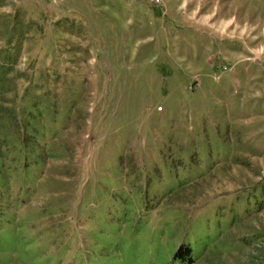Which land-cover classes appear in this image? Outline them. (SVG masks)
Masks as SVG:
<instances>
[{"label": "rangeland", "instance_id": "1", "mask_svg": "<svg viewBox=\"0 0 264 264\" xmlns=\"http://www.w3.org/2000/svg\"><path fill=\"white\" fill-rule=\"evenodd\" d=\"M0 264H264V0H0Z\"/></svg>", "mask_w": 264, "mask_h": 264}, {"label": "trees", "instance_id": "2", "mask_svg": "<svg viewBox=\"0 0 264 264\" xmlns=\"http://www.w3.org/2000/svg\"><path fill=\"white\" fill-rule=\"evenodd\" d=\"M184 249H186L185 251H183ZM191 249L189 248V247H183V248H181L179 251H178V253H177V257H181L182 255H184V254H186V255H188V257H189V261H190V263H192L193 262V260L191 259Z\"/></svg>", "mask_w": 264, "mask_h": 264}]
</instances>
